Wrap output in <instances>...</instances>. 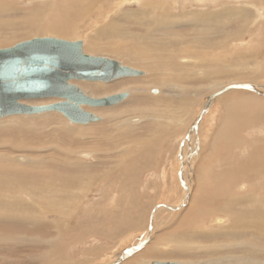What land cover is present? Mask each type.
Listing matches in <instances>:
<instances>
[{
	"label": "rangeland",
	"instance_id": "374dc122",
	"mask_svg": "<svg viewBox=\"0 0 264 264\" xmlns=\"http://www.w3.org/2000/svg\"><path fill=\"white\" fill-rule=\"evenodd\" d=\"M68 1L3 0L1 3L6 9L0 14V48L42 36L83 40L86 52L118 59L145 70L146 75L111 82L72 81L91 96L102 97L125 90L130 92L129 99H137L116 106L87 107L100 115L101 120L87 125L76 124L83 133L67 129L69 120L59 112H52L56 113L54 115L36 113L40 115L39 119L20 114L0 120V169L2 164L7 169L6 172L0 170V177L6 178L7 184L10 183L4 185L0 182V209L3 207L1 210H4L0 211V264H151L153 260L222 264L217 259V246L225 243L227 238L225 235L217 237L211 233L227 229L232 217L227 212H214L215 209H211L218 199L216 185L219 183V174L225 172L230 165L246 161L250 150L246 145L235 147L232 143L225 149L217 136L220 127L229 118L224 97L233 95V98L241 99L253 93L252 90L229 83L239 81L264 86V6L259 8L260 0H220L217 8L211 5L204 8V11H220L217 19L206 17L194 24L189 14L198 11L193 7L195 2L191 4L193 8L185 5L188 8L184 9L180 3L177 6L169 5L167 0L164 9L167 8L168 13L162 21L169 23L170 31L187 37V42L191 40V47L184 53L196 55L201 50V69L207 71L204 75H197L200 76L198 81L194 80L197 76L189 75L184 78L181 83L190 90L181 92V89L173 85L176 81L180 82L177 74L182 72L188 75L182 67L174 70L172 77L163 75V79L155 78L154 74L165 70L159 59L154 61L150 58L146 61L141 55L114 50L121 39H117L113 33H121L123 40H133L139 46L158 48L159 45H166L170 48L172 42L169 43L168 40L172 35L168 36V40H162L158 44L154 42L151 46L148 37L140 35H147L149 30L151 32L155 28L154 25L144 28L133 20L134 16L125 18L124 14L128 10L148 14V11L143 10L153 9L152 5L160 6L165 0H134L127 4H118L121 0H108L93 8L91 18L85 16L83 19L73 9H66ZM62 12L72 19L75 32L61 34L37 28L45 20L52 21L62 15ZM204 23L215 27V35L207 33ZM79 26L81 27L78 28ZM118 29L121 32H117ZM152 31L155 38L163 37L157 31ZM210 36V41L215 39L219 42L218 48L210 43L197 44L198 40H195ZM242 41L245 42L240 43ZM181 45L184 44H177V47ZM175 50L168 51L173 54V51L177 52ZM172 62L176 64L177 60ZM255 93L253 94L257 95ZM209 97L213 101L207 109L210 110L197 121V112ZM56 100L58 99L44 98L24 101L38 105ZM249 107H237L239 110L236 111L234 109L231 115L234 121L239 117H249L250 112L253 116L258 113L259 109ZM45 114L48 116H41ZM120 115L128 121L123 124L122 129H116L114 121L110 120ZM133 116H137L139 120L129 121ZM116 120L118 125L119 119ZM254 120H259L257 115ZM196 121L202 123L200 131L197 128L196 137L193 138L192 153L188 155L191 157L190 165L186 163L191 173L186 170L185 179L189 180V175L191 177L190 189L187 191V180L181 177V173L179 175L178 169L183 157L189 153L186 142ZM17 155H24L30 160L27 168L34 170L32 175L40 174L32 179L33 184H38L39 188L33 189L32 182L23 181L24 176L20 174L22 171L16 170H24V167H19ZM41 172H52L53 178L45 179L41 176L45 173ZM12 179L16 181L13 182ZM18 179L22 185H18ZM43 181L57 185L53 189H47ZM24 188L31 193V197L24 194ZM186 193H189L187 198ZM184 198L186 201L181 208H168L167 205L183 203ZM242 206L244 205L237 204L235 208L239 210ZM201 207L202 211L197 218L193 210ZM208 211L210 212L207 213ZM17 212L23 214H16ZM13 217L15 218L12 220ZM218 217H224L225 222L215 223ZM189 219H193L192 224L188 222ZM153 227L155 229L151 232ZM258 242L264 245L261 241ZM123 248L130 254H124Z\"/></svg>",
	"mask_w": 264,
	"mask_h": 264
},
{
	"label": "bare ground",
	"instance_id": "6f19581e",
	"mask_svg": "<svg viewBox=\"0 0 264 264\" xmlns=\"http://www.w3.org/2000/svg\"><path fill=\"white\" fill-rule=\"evenodd\" d=\"M3 1V0H2ZM0 0V14L2 12L5 11L6 7L1 3L2 2ZM6 1V0H5ZM38 1V0H37ZM41 1V0H40ZM54 1V0H53ZM108 0H69L68 4H66V9H73L72 11H74V13H76V15H78L79 17H90V12H92L93 8L95 9V6L97 5H102L103 2H106ZM118 1V0H117ZM116 1V2H117ZM134 0H121V2H118V4H127V3H131L133 2ZM169 1V5L170 4H173L174 6H177L178 3H180L183 8H188L186 7L185 5L189 6V7H192L194 2H195V5L193 7L197 8L198 11H196V13L194 12L193 14H189V16L191 15L192 16V20H194V24L195 22H198V20H202L204 18H211V19H217L219 16H220V11L216 10V9H213L212 11H204L205 9L204 8H207L209 7V5H211L212 7L214 8H217L219 6V2L220 0H168ZM43 2V1H42ZM115 2V3H116ZM167 0H165L164 3H162L160 6H156V5H152L153 6V9H146V10H143V11H148V14L146 13H140L141 11H126L124 12L125 14V18H129V16H134L135 18L133 19L134 21H137L142 27L144 28H147L148 29V26L149 28L152 27L154 25L155 28H152V30L154 31H157L159 35L163 36L161 39L160 38H155L153 34V31L150 30L148 31L149 33L147 35H140L141 37H145L147 38L148 37V41L151 42L149 43V45H151L152 43L154 42H157L158 43H161L162 40L166 41L169 39V35H172L173 37L170 38V40H168V42H172V44H170V48L165 45H162V46H157L158 48L155 47H152V48H149L148 46H139L138 44H135V42L132 41H128V39L126 40H123V38L121 37L122 34L121 33H113L115 37H118L117 39H121L120 44L118 46L115 47L114 50H116L117 52H127L129 53L130 55L132 54H135V56L137 55H141L142 56V59L144 58L146 61L147 60H150V58L154 59V61H157L158 59L163 62L164 64V67H165V70H161L162 73H157L160 75V77H158L157 74H154L156 76H154L155 78H162L161 76L163 75H167L169 77H172L171 74H173V71L174 70H178V68L182 67L183 69H185L184 73H187L188 75H184L182 72L177 74L179 75L177 79L180 80V82H177L174 83L175 85H173V87L175 88H178V89H181L182 91L181 92H184L187 91V90H190V88L183 84V82L181 83V81H184V78H188L189 75L190 77H193V76H197V75H204V73H206L207 71L204 70V69H201V65H202V60H200V56H201V53L200 51L198 50L196 52V55H194V53H191L193 55H191L190 53H184V52H187L186 50L188 48H190L191 46L189 45V43H191L190 41L187 42L188 38L187 37H183L181 36V34H176L172 31H170V26H169V23H167L165 20L162 21L163 18H165V14L166 13V9H164L165 5H167ZM261 3H257L259 5V8H263L262 6H264V0H260ZM4 3V2H3ZM59 3V2H58ZM64 3V1H63ZM160 3V2H159ZM5 4V3H4ZM6 5V4H5ZM62 5V4H61ZM228 5V4H227ZM104 6V5H103ZM155 7V8H154ZM192 7V8H193ZM98 8V7H97ZM103 8V7H102ZM116 8V7H115ZM173 8V7H172ZM182 8V7H181ZM123 9V8H122ZM178 9V8H177ZM202 11H200V10ZM56 10V9H55ZM110 10V9H109ZM114 10V9H113ZM159 12H158V11ZM187 10V9H186ZM63 11V9L61 10ZM66 11V10H64ZM105 11V10H104ZM122 11V10H121ZM189 11V10H187ZM204 11V12H203ZM103 12V11H102ZM123 12V11H122ZM158 12V14H157ZM192 11L190 10L189 13H191ZM245 12V11H244ZM6 13V12H5ZM63 13V12H62ZM93 13V12H92ZM160 13V14H159ZM185 13V12H184ZM261 14V13H260ZM54 15V14H53ZM89 15V16H88ZM101 16V12L99 14ZM139 15V16H138ZM245 15H246V12H245ZM99 16V17H100ZM105 16V15H104ZM128 16V17H127ZM107 17V16H106ZM35 18V17H34ZM32 19V18H31ZM93 19V18H92ZM105 19V18H104ZM35 20V19H34ZM77 20V19H75ZM117 20V19H116ZM174 20V19H173ZM177 20V19H176ZM186 20V19H185ZM78 21V20H77ZM103 21V20H102ZM2 22V21H1ZM103 22H106V21H103ZM222 22V21H221ZM176 23V22H175ZM187 23V22H186ZM73 22H72V19L70 18V16H68L67 14L63 13L62 15L56 17V18H53L52 21H49V20H45V23H42V25H39L37 28L41 31H45V32H57V33H61V34H68V33H72V32H75V26L72 25ZM184 24V23H183ZM34 25V24H33ZM37 25V23H36ZM152 25V26H151ZM3 26V25H2ZM115 26V25H114ZM198 26V25H197ZM30 27V25H29ZM81 26H79L78 28H80ZM195 28V27H194ZM204 28L206 29L207 33L210 34L211 36L215 35V27L214 26H211L207 23H204ZM35 29V28H34ZM117 32H121L119 29L116 30ZM196 31V30H195ZM87 32V31H86ZM199 32V31H198ZM70 33V34H71ZM86 34V33H85ZM117 34V36L115 35ZM150 34V35H149ZM125 35V34H124ZM123 35V36H124ZM237 35H240V34H237ZM236 35V37H237ZM128 36V35H125V37ZM208 36V35H207ZM210 37H204V38H197L195 40H198L197 41V44H200V43H210L213 47H216L218 48V43L215 39L211 40L209 38ZM129 37V36H128ZM164 38V39H163ZM181 38H184L185 40H182ZM231 39V38H230ZM161 40V41H160ZM166 42V43H168ZM187 42V43H186ZM245 41H242L240 43H243ZM168 43V44H169ZM184 44V45H181L183 46V48L180 47H177V44ZM186 43V45H185ZM148 44V43H147ZM209 44V45H210ZM246 44V43H244ZM85 45V43H84ZM243 45V44H241ZM152 46V45H151ZM173 47V48H172ZM177 49V52L175 53L173 51V54L172 52L168 51V50H175ZM167 50V51H166ZM205 50V49H204ZM84 51H85V48H84ZM176 51V50H175ZM182 51V53H181ZM208 51V50H207ZM86 52V51H85ZM170 52V54H166ZM88 53V52H86ZM244 53V52H243ZM90 54V53H88ZM178 54H183L182 55H178ZM216 57V56H215ZM177 60L176 64H173L172 60ZM203 59V58H202ZM216 59V58H215ZM166 61V63H164ZM122 62V61H121ZM123 63V62H122ZM124 65H127L125 63H123ZM162 64V63H161ZM162 64V65H163ZM211 64V63H209ZM153 65V64H152ZM156 65V64H154ZM153 65V66H154ZM130 67H133V68H137V67H134V66H131V65H128ZM173 66H176L177 68H173ZM139 69V68H137ZM159 69V68H158ZM163 69V68H162ZM225 69V68H224ZM227 69V68H226ZM142 70L144 73L142 75H139L140 77L146 75V71L143 70V69H140ZM160 70V69H159ZM211 71V70H210ZM148 73V72H147ZM176 75V76H177ZM139 76H128V77H133V78H136V77H139ZM150 76V75H149ZM174 76V75H173ZM200 76H197L194 78V80L196 79V81L199 80V77ZM128 77H123V78H128ZM182 80H181V79ZM118 79H121V78H118ZM118 79H115V80H118ZM84 80H87V79H84ZM74 81V80H73ZM89 81H96V82H103L102 80H89ZM114 81V80H112ZM105 82H111V81H105ZM168 82V81H167ZM247 82H239V81H233L229 84H246ZM171 84V83H170ZM139 85V84H138ZM218 85V84H217ZM248 86H251V88H246V90H252L253 93L256 92L255 94L257 95H254L253 93H251V96L248 95V96H245L243 98L240 99V97H238L239 99H236L233 98V95L231 96H227V97H224V105L225 107H227L229 113H228V119H226L224 121V125L222 124V126H224L222 128V126L220 127L221 130H220V133L219 135L217 136V140L222 142L224 144V146L226 147L225 149H227L231 143L237 147V146H240V145H246V148H248V150H250V155L249 157L247 158L246 161H244L243 163H236L235 165L233 166H229L225 172L223 173H218L216 172L217 174H219V177H218V185H216V196H217V200L215 201V205L211 207L212 210L215 209L214 212H227L228 214L231 215L232 217V220H231V224L229 227H227V229H224V230H218V231H214L212 232L211 234H213V236H219V235H225L227 240H224L225 243H220L221 241H218L220 244L219 246V249L217 250V254L219 255V257L217 259H220L222 264H264V245L263 244H260L258 241H261L262 243H264V120L262 121L261 119L264 117V102H262L264 100V86H254V85H250V84H246ZM170 86V85H169ZM182 86V87H181ZM224 86V85H223ZM227 86V85H226ZM139 87V86H138ZM142 87V86H141ZM181 87V88H179ZM213 87V86H212ZM197 88V87H196ZM215 88V87H213ZM222 88V86L220 87ZM219 88V89H220ZM244 88V87H243ZM195 90V89H194ZM214 90H218V89H214ZM228 90V89H227ZM192 91V90H191ZM226 91V90H225ZM120 92H128V96L123 100L121 101L120 103L118 104H115L113 106H116V105H120V104H126L127 102H132L134 100H137V99H129L130 97V92L129 91H117L115 92L114 94L116 93H120ZM198 92V91H197ZM224 92V91H223ZM134 93V92H133ZM88 94V93H87ZM135 94V93H134ZM91 96V95H90ZM151 96V95H149ZM163 96V95H162ZM160 96V97H162ZM198 96V95H197ZM95 97V96H93ZM212 97V96H211ZM211 97H209L205 103L202 105L201 107V110L199 112H197V114L199 115L197 117V121L200 119V118H203V114L208 112L207 109L208 107L211 105ZM53 98V97H51ZM152 98V97H151ZM37 99H44V98H37ZM58 100L56 101H59L61 99L57 98ZM129 99V100H128ZM25 100H34V99H25ZM192 100V99H191ZM54 101V102H56ZM23 102H25L23 100ZM52 103V102H51ZM165 103V102H164ZM28 104V103H27ZM48 104V103H47ZM246 108V106H250V107H255L258 110V113L255 114L254 112H252L253 114H255L254 116L251 114L250 112V116L249 117H245V118H240L236 120V122L234 121L233 117L231 116L233 113L232 111H236L237 107H241ZM87 107H91V106H85V109L88 110ZM97 107H107V106H97ZM97 107H92V108H97ZM211 107V106H210ZM249 107V108H250ZM133 109V108H132ZM247 109V108H246ZM251 109V108H250ZM239 110V109H237ZM89 111H91L89 109ZM243 111V110H242ZM252 111V110H251ZM52 112H59L61 113L60 111H57V110H51V111H46V112H42V113H39V114H43V113H48V114H56V113H52ZM93 112V111H92ZM239 112V111H238ZM246 112V111H245ZM235 113V112H234ZM242 113V112H241ZM26 113H22L21 115H24ZM38 114V113H37ZM36 113H33V114H27V116H34V118H40V115H37ZM62 115H64L63 113H61ZM239 114V113H238ZM15 116L17 115H20V114H14ZM98 115V114H96ZM230 115V116H229ZM256 115L258 117V121L257 120H254L256 119ZM10 116V115H8ZM14 116V117H15ZM41 116H48L47 114L45 115H41ZM65 116V115H64ZM100 116V115H98ZM197 116V115H196ZM195 116V117H196ZM203 116V117H202ZM7 117V116H5ZM66 117V116H65ZM101 117V116H100ZM3 118V117H2ZM1 118V119H2ZM24 118V117H23ZM26 118V117H25ZM67 118V117H66ZM199 118V119H198ZM0 119V120H1ZM12 119V118H11ZM68 119V118H67ZM116 119H119V122L118 125H116V122L117 121ZM127 119V118H126ZM125 118L123 119V116H119V117H116L115 119L112 117V120L110 121H114L113 124L114 126H116L115 128L117 129H120L123 124L128 121L126 120ZM17 120V119H15ZM32 120V119H31ZM69 120V119H68ZM101 120V118H100ZM133 120H139V118L136 116L134 117L133 116V119L132 120H129V121H133ZM204 119H202L203 121ZM35 121V120H34ZM99 121V120H98ZM195 122V124L193 125V128H192V132L190 133L188 139H187V145L188 146V149H189V153L186 154V156L183 157L182 159V162H181V165L178 169V173L180 175L181 173V177L183 179H185V176H187L186 174V170L188 169V172L190 173L189 171V168H187L186 166V163L188 164V166L190 165V161H191V157H189L188 155L192 153V149H193V138L196 137V130L197 128H199V131H200V127H201V123L202 122ZM96 121H92V122H89V123H94ZM108 122V121H107ZM27 123V122H26ZM36 123V122H35ZM89 123H74V122H71L69 120V122L67 121V126L66 127L67 129L71 130L72 132H81V129L79 126H77L76 124H89ZM191 123V122H190ZM17 124V123H16ZM110 124V123H109ZM193 124V123H191ZM134 126V125H133ZM29 127V126H28ZM34 127V126H33ZM107 128V127H106ZM124 128V127H123ZM28 129V128H27ZM66 129V130H67ZM122 129V128H121ZM126 129V128H124ZM80 130V131H79ZM83 130V129H82ZM152 130V129H151ZM188 130V129H187ZM245 130V131H244ZM65 131V130H64ZM86 131V130H85ZM258 131V132H257ZM62 132V131H61ZM242 132H245V133H242ZM64 133V132H63ZM231 134V136H230ZM83 136V135H82ZM201 136V135H200ZM7 137V136H6ZM120 137V136H119ZM198 137V136H197ZM158 138V137H157ZM202 138V137H201ZM206 138V137H205ZM13 139V138H12ZM149 139V138H148ZM198 139V138H197ZM5 140V139H4ZM10 140V139H9ZM140 140V138L138 139ZM216 140V139H215ZM195 141V140H194ZM16 142V141H15ZM147 142V141H146ZM199 142V140H198ZM148 143V142H147ZM196 143V142H195ZM221 144V143H220ZM53 146H56V145H52ZM222 146V147H224ZM6 147V146H5ZM195 147H196V144H195ZM242 147V146H241ZM230 148V147H229ZM244 148V147H243ZM245 148V149H246ZM64 149V148H62ZM6 150V149H4ZM9 151V150H8ZM247 151V149H246ZM108 152V151H107ZM83 153V152H82ZM196 153V152H195ZM244 154V153H243ZM249 154V153H248ZM246 155V154H245ZM18 156V155H17ZM192 156V155H191ZM194 156V155H193ZM123 158V157H122ZM194 158H192L193 160ZM2 160V159H1ZM16 160L19 161V167H24V170H22L21 168H17L16 170L17 171H22L20 174L24 176V179L23 181L25 183H30L32 182V186H33V189L35 188H39L38 187V184H33V181L32 179H34L36 177L37 174L39 173H36V175H32V171L34 170H30V168H27L28 166V163L30 162V160L24 156V155H19ZM221 160V159H220ZM14 161V160H13ZM24 162V163H23ZM73 164V163H72ZM83 164V163H82ZM18 165V164H17ZM119 167V166H118ZM192 167V166H191ZM216 168V167H215ZM221 168V167H220ZM121 169V168H120ZM191 169V168H190ZM223 169V168H222ZM2 171L6 172L7 169H5V166L2 164V167L1 169ZM118 170V169H117ZM127 170V169H126ZM219 170V169H217ZM12 171V170H10ZM214 171V170H213ZM223 170H221L222 172ZM24 173V174H23ZM41 173H45V174H42L41 176L43 178L46 179L47 178H50L52 179L53 176H51V173L50 174L47 172H41ZM109 173V172H108ZM18 174V173H17ZM186 174V175H185ZM191 174V173H190ZM10 175V174H9ZM40 175V174H39ZM178 175V176H179ZM22 176V177H23ZM6 177V176H5ZM8 177V175H7ZM72 177V176H71ZM180 177V178H181ZM210 177V176H209ZM10 178V177H9ZM17 178V177H16ZM189 180H187V185H186V190L189 191V187H190V184H191V177L189 175ZM6 179V178H5ZM4 178H1L0 177V182H2V184L6 185L7 181L5 180ZM19 180V179H18ZM31 180V181H30ZM39 180V179H38ZM42 180V179H40ZM44 180V179H43ZM102 180V179H101ZM100 180V181H101ZM215 180V179H214ZM13 182L14 179H12ZM46 181V180H45ZM44 182V186H46L45 188L49 187L51 189L55 188L56 187V183H49V184H46ZM73 181V180H72ZM190 181V183H189ZM18 185H22L23 183H20V180L18 181ZM38 183V182H37ZM42 183V182H41ZM70 183V182H69ZM72 183V182H71ZM214 183V182H213ZM212 183V184H213ZM10 183H8L7 185H9ZM184 184V183H183ZM40 185V184H39ZM105 185V184H104ZM66 186V185H65ZM86 185H84L85 187ZM113 186V185H112ZM243 186V188H242ZM20 187V186H19ZM41 187V186H40ZM83 187V186H82ZM125 187V186H124ZM112 188V187H111ZM215 188V187H214ZM4 189V187L2 188ZM8 189V188H7ZM48 189V188H47ZM213 189V188H212ZM23 190V189H22ZM58 190V189H57ZM113 190V189H112ZM234 190V191H233ZM7 191V190H6ZM30 191V190H29ZM213 191V190H212ZM9 192V191H8ZM67 192H69L67 190ZM235 192V193H234ZM17 193V192H16ZM20 193V192H19ZM43 193V192H42ZM72 193V192H71ZM70 193V194H71ZM115 193V192H114ZM24 194L30 196L31 193H28V190H26L24 188ZM118 194V193H117ZM189 193H186V198H187V195ZM14 195V194H13ZM46 195V194H45ZM7 196V195H6ZM5 196V197H6ZM12 196V195H11ZM4 197V195H3ZM18 198V196H16ZM31 197V196H30ZM54 197V196H53ZM75 197V196H74ZM40 198H43L40 196ZM186 198H184V201L183 203H179L177 205H167L168 208L170 210H176L178 208H181L184 204H185V201H186ZM15 199V198H13ZM21 199V198H20ZM19 199V200H20ZM113 199V198H112ZM216 199V198H215ZM22 200V199H21ZM24 200V198H23ZM74 200V199H73ZM76 200V199H75ZM21 202V201H20ZM26 202V201H25ZM5 203V202H4ZM7 203V202H6ZM5 203V204H6ZM21 204V203H19ZM28 204V203H26ZM26 204L23 206L25 207ZM46 204V203H44ZM49 204V203H48ZM70 204V202H69ZM116 204V203H115ZM237 204H243L244 206H242V208H239V210H237L235 208V206ZM11 205V204H10ZM34 205V204H33ZM36 205V204H35ZM39 205V204H38ZM21 206V205H20ZM53 206V204H52ZM12 207V206H11ZM18 207V205H17ZM60 207V206H59ZM111 207V206H110ZM117 207V206H116ZM8 208V207H7ZM14 208V207H13ZM42 208V207H41ZM192 209L194 207H191ZM1 209H3V207H1ZM0 211H4V210H1ZM11 209V208H10ZM18 209V208H17ZM25 209V208H24ZM18 210H21V209H18ZM27 210V209H25ZM56 210V209H55ZM117 210V209H116ZM9 211V210H7ZM12 211V210H10ZM13 211H16L15 209ZM12 211V212H13ZM190 211V210H189ZM188 211V212H189ZM202 211V207L201 208H198V209H194L193 210V213L197 214V218H198V214ZM10 212V213H12ZM24 212V210L22 211ZM20 212V213H22ZM192 212V211H190ZM210 211H208L207 213H209ZM213 212V213H214ZM8 213V212H7ZM15 213V212H14ZM13 213V214H14ZM20 213H16V214H20ZM25 213V212H24ZM157 213V212H156ZM206 213V214H207ZM23 214V213H22ZM71 215V213H68V215ZM212 214V213H211ZM7 215V214H6ZM4 215V216H6ZM9 215V214H8ZM26 215V214H25ZM23 215V216H25ZM14 216V215H13ZM21 216V215H20ZM3 217V216H2ZM8 217V216H7ZM6 217V218H7ZM11 217V216H10ZM22 217V216H21ZM40 217V216H39ZM100 217V216H99ZM155 217V216H154ZM15 217L12 218V220L14 219ZM25 218V217H24ZM160 218V217H159ZM5 219V218H4ZM10 219V218H9ZM101 220V219H100ZM153 220V219H152ZM155 220V219H154ZM200 221V219H199ZM188 222L190 224H192L193 222V219H189ZM225 222V218L224 217H218L215 219V223H218V224H222ZM153 223V222H152ZM153 225V224H152ZM151 225V226H152ZM195 225V224H194ZM157 227V226H156ZM137 229V228H136ZM155 227L152 228L151 232L154 231ZM133 231V230H132ZM195 232V231H194ZM1 234V233H0ZM80 235V234H79ZM247 236H252L253 238L250 239L249 237L247 238ZM245 238V240H243ZM231 238H234V239H231ZM239 238V241H236V239ZM241 238V239H240ZM147 239V238H146ZM144 240V239H143ZM140 244V243H139ZM144 245V244H143ZM129 247V246H128ZM214 247V246H213ZM212 247V248H213ZM126 248V247H125ZM134 250H137L136 247L133 248ZM131 249V251L133 250ZM124 250V248H123ZM122 250V251H123ZM126 251V252H125ZM207 251V250H206ZM124 254L128 252V250H124L123 251ZM209 252V251H208ZM212 252V250L210 251ZM223 253V254H222ZM122 254V252H121ZM130 254V253H127V255ZM121 256V255H120ZM119 256V257H120ZM123 256V255H122ZM216 256V255H215ZM116 258V257H115ZM114 258V259H115ZM123 258V257H122ZM120 261V260H119ZM115 262H116V259H115ZM146 262V261H145ZM152 262V261H151ZM217 262V261H216ZM219 262V260H218ZM118 263V262H116ZM115 263V264H116ZM152 264V263H151Z\"/></svg>",
	"mask_w": 264,
	"mask_h": 264
},
{
	"label": "water",
	"instance_id": "95a60500",
	"mask_svg": "<svg viewBox=\"0 0 264 264\" xmlns=\"http://www.w3.org/2000/svg\"><path fill=\"white\" fill-rule=\"evenodd\" d=\"M143 73L118 59L86 53L83 40L53 36L23 40L0 48V119L14 114L57 110L74 123L98 121L101 117L85 106H113L123 101L128 92L93 97L72 81H112ZM236 86L251 88L246 84ZM51 97L61 100L38 105L23 102L25 99ZM151 263L185 264L162 260Z\"/></svg>",
	"mask_w": 264,
	"mask_h": 264
}]
</instances>
